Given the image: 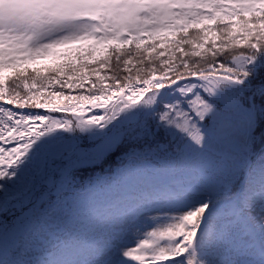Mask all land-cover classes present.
<instances>
[{"label":"snow or ice","instance_id":"6c2138e0","mask_svg":"<svg viewBox=\"0 0 264 264\" xmlns=\"http://www.w3.org/2000/svg\"><path fill=\"white\" fill-rule=\"evenodd\" d=\"M12 5L0 14V264H31L26 248L60 228L49 201L66 195L75 168L121 144L137 161L162 154L166 183L75 216L86 235L67 254L240 264L259 243L252 264H264V166L251 164L264 117V0ZM161 127L177 137L171 146L153 143Z\"/></svg>","mask_w":264,"mask_h":264},{"label":"rangeland","instance_id":"374dc122","mask_svg":"<svg viewBox=\"0 0 264 264\" xmlns=\"http://www.w3.org/2000/svg\"><path fill=\"white\" fill-rule=\"evenodd\" d=\"M15 2L16 0H0V8L5 3L14 4ZM138 111L142 112L144 110ZM258 122L259 118L256 119L254 124L253 137L255 136L254 132ZM205 131H211L210 126H205ZM176 139L177 137L161 127L153 143L171 146L172 142ZM119 146L122 149V154L116 157L113 163L105 161L106 164L101 159L96 163L81 165L104 164V168L97 171L94 170L91 178L87 179V181L85 180V184H81L84 181L81 174L73 170L74 178L64 188L66 195L62 198L49 201L51 206L58 205L57 210L60 215L58 216L57 223L60 225V228L57 233L52 235L50 240H43L41 246L26 248L29 254L28 260L31 261V264H56L58 260L66 258H72L74 264H82L83 258L78 256L71 257L67 254L69 250L80 244L86 235L85 232L75 230L73 226V218L75 216L84 212L91 205L103 203L125 192H140L166 183V178L160 175L162 168L166 164V158L162 154L154 153L149 158L137 161L127 156L130 148L129 144H121ZM260 166H264V163ZM237 187L238 189L233 194V197L238 199L242 195L243 184L238 183ZM47 210L46 207L44 211L46 212ZM148 227H151V225H148ZM13 251L14 249L9 252L6 257L7 261L14 260ZM260 254L261 246L257 243L254 246V250L242 254L240 264H252ZM87 261L88 264H97L95 258L91 256L87 258ZM104 264H107V261H104Z\"/></svg>","mask_w":264,"mask_h":264},{"label":"trees","instance_id":"16d2710c","mask_svg":"<svg viewBox=\"0 0 264 264\" xmlns=\"http://www.w3.org/2000/svg\"><path fill=\"white\" fill-rule=\"evenodd\" d=\"M121 74H123V73H121ZM257 103L264 105V98H257ZM254 137L259 138L256 141V143L254 144V147H253V153L254 154L251 157L252 167L256 168L260 164L264 163V117L259 118L258 125L255 129V136ZM84 146L87 147V142H85ZM118 147H119L118 149L116 147L114 151H112L110 154L108 153L107 155H105L102 158L104 160L103 161L104 163H106L105 161L113 163L115 158L122 154V149L120 148V146H118ZM102 168H103L102 164H95V165L81 166V167H78L77 169H74V170L76 172L80 173L83 180H84L85 178L90 177L94 170H99ZM11 250H12V248L5 250V253H4L5 260H6V257L8 256V254Z\"/></svg>","mask_w":264,"mask_h":264},{"label":"clouds","instance_id":"9594fccd","mask_svg":"<svg viewBox=\"0 0 264 264\" xmlns=\"http://www.w3.org/2000/svg\"><path fill=\"white\" fill-rule=\"evenodd\" d=\"M13 8L12 4L5 3L2 8H0V14H3L4 16L9 15L10 10Z\"/></svg>","mask_w":264,"mask_h":264}]
</instances>
